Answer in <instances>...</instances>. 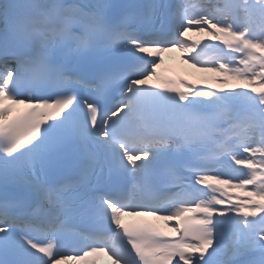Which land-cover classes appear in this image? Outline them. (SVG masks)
Returning a JSON list of instances; mask_svg holds the SVG:
<instances>
[{"label":"snow or ice","instance_id":"6c2138e0","mask_svg":"<svg viewBox=\"0 0 264 264\" xmlns=\"http://www.w3.org/2000/svg\"><path fill=\"white\" fill-rule=\"evenodd\" d=\"M99 255L264 264V0H0V264Z\"/></svg>","mask_w":264,"mask_h":264},{"label":"bare ground","instance_id":"6f19581e","mask_svg":"<svg viewBox=\"0 0 264 264\" xmlns=\"http://www.w3.org/2000/svg\"><path fill=\"white\" fill-rule=\"evenodd\" d=\"M196 34H197V33H191V34H190V35H192V37L194 38V40H195V39H199L198 37H196ZM168 54H170V62H173V63L175 64V66H177V68H179L178 66H179L180 63L183 64L184 59L186 58L187 55H189V54H184V56L182 57L181 53L176 52V51H173V52L168 53ZM165 58H167V57H166V56L163 57V60H164ZM186 65H187V63H186ZM186 75H187V78H189V77H192V78H193V76H194V75H192V74L189 73V72H186ZM209 80H211V79H209ZM207 81H208V80H207ZM158 222H159V224H160L161 226L164 224V221H162V220H159ZM100 256H101V255L96 256V257H100ZM97 264H98V263H97ZM104 264H107V263H104Z\"/></svg>","mask_w":264,"mask_h":264}]
</instances>
